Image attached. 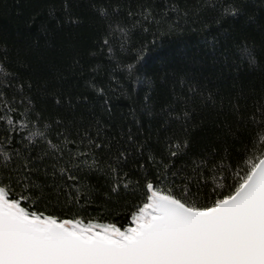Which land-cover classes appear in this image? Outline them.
<instances>
[{
	"label": "trees",
	"instance_id": "16d2710c",
	"mask_svg": "<svg viewBox=\"0 0 264 264\" xmlns=\"http://www.w3.org/2000/svg\"><path fill=\"white\" fill-rule=\"evenodd\" d=\"M232 3L0 0V59L25 85L23 93L9 88L7 95L31 98L39 126H50L48 138L57 142L63 132L79 140L86 131L95 137L102 130V142L111 147L96 151L101 161L109 162L125 147L129 133L144 146L141 157L128 145L133 155L123 171L133 182L132 190L106 196L109 177L83 174L92 190L91 203L70 205L64 196L57 199L45 192L39 210L63 218L96 217L123 228L129 226L134 206L145 198V179L155 181L156 169L147 157L167 159V142L188 141L175 162L185 174L193 159L213 150L228 162L239 160L249 139L257 136L250 117L258 103H264V0H235L245 12L239 18L223 14L224 6ZM145 7L152 22L143 20ZM117 26L127 29L126 37L120 38ZM106 38L111 53L103 44ZM245 46L251 59L242 54ZM129 65L134 66L131 72ZM99 88L104 95L97 93ZM2 134L0 126V139ZM13 143L20 147L25 142H17L13 134ZM44 148L38 143L32 155ZM45 167L51 169L47 159ZM50 180L39 174L38 182ZM190 197L206 203L211 186L191 185Z\"/></svg>",
	"mask_w": 264,
	"mask_h": 264
},
{
	"label": "snow or ice",
	"instance_id": "6c2138e0",
	"mask_svg": "<svg viewBox=\"0 0 264 264\" xmlns=\"http://www.w3.org/2000/svg\"><path fill=\"white\" fill-rule=\"evenodd\" d=\"M171 10H176L175 5ZM223 14L239 18L245 12L233 0L231 6H224ZM141 15L144 21L154 19L147 7ZM115 31L120 38L127 35L124 27L117 26ZM103 44L111 53L110 40L104 39ZM242 54L252 58L246 46ZM133 68L129 65L128 71ZM24 87L0 59V126L4 127L0 139V264H264V103H258L250 117L257 136L249 139L235 163L216 157L213 150L193 159L191 171L185 174L175 162L188 148V141L175 139L167 142V159L148 156L156 169L155 181L145 179V198L131 211L129 226L122 228L100 223L96 217H58L39 210L38 204L45 192L57 199L64 196L70 205L91 203L92 190L83 174L109 177L106 196L132 190L133 182L123 171L133 155L128 145L141 157L144 146L129 133L125 147L109 162L101 161L96 151L111 147L102 142V130L95 137L86 131L79 140L61 132L54 142L47 135L50 126H39L40 117L27 94L8 97L6 89L23 93ZM96 91L104 95L103 88ZM13 134L17 142L25 143L17 147ZM38 143L45 148L33 156ZM46 159L50 170L45 167ZM144 168L141 161L139 169ZM40 173L51 180L38 182ZM193 184L211 186L206 203L191 199Z\"/></svg>",
	"mask_w": 264,
	"mask_h": 264
}]
</instances>
